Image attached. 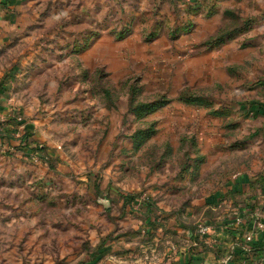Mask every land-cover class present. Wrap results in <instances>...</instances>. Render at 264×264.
<instances>
[{"label":"rangeland","instance_id":"rangeland-1","mask_svg":"<svg viewBox=\"0 0 264 264\" xmlns=\"http://www.w3.org/2000/svg\"><path fill=\"white\" fill-rule=\"evenodd\" d=\"M49 1L30 0L19 21L34 23V28L24 30L28 36L33 33V37L49 39L41 46L47 52L46 58L59 52L60 39L71 36L77 40L70 49L64 46L65 55L72 54L56 69L64 74L62 83L69 76V65L76 83L72 85L84 88L85 94L82 91L79 94L80 104L69 116L72 124L82 126L81 138L75 137L76 142L71 145L72 138L68 137L67 145L56 147L60 154L51 155L45 144H33L25 114L16 108L13 97H8V113L0 117V138L3 139L5 129L11 134L20 129L30 136L27 141L22 137L3 139L9 149L0 153L16 154L22 150L31 161L55 171L64 166V170H71L75 189L84 187L92 198L95 193L103 194L99 198L104 204L103 211L95 202L80 209L77 202L70 205L75 211L73 218L79 219V214L84 217V223L79 225L77 220L72 223L77 232L73 247L79 248L81 243L82 251V258L77 257L81 260L72 263L83 264L87 256L88 260L102 259L100 264H184L181 254L191 251V245L196 248V255L212 249L214 236L224 225V221H218L223 209L209 210L195 202L214 193L218 182L205 178L203 184L197 179L183 190L176 185L185 179L182 174L189 172L192 157L200 156L205 148L203 140L210 136L209 123L215 120V112L222 113L224 106L237 104L247 96L242 94L246 68H238L240 56L235 57L237 43L214 49L210 45L225 30L237 27L243 18L256 15L251 7L257 3L236 0L224 4L230 6L231 16L214 15L215 18L209 19L202 18L206 15L203 13L201 18L193 19L178 14L165 25L154 23L155 18L146 21L149 16L144 14L140 26L132 32L133 29L125 28L124 22L132 20L134 14H127L122 7L130 1L121 0L116 27L105 24L99 31L104 33L103 37L86 45L80 44L78 38L85 27H95L96 21L90 22L89 18H103L104 12L99 9L102 13L80 16L75 11L82 1L100 0H67L68 8L64 3L54 5ZM261 5L264 2L258 6ZM64 9H70L71 13H65ZM101 21L98 22L103 25ZM185 23L196 26L187 32H174L178 24ZM96 32L87 31L93 36ZM7 33L16 37L14 32ZM23 48L19 42H12L1 55L0 67L5 70L1 83L7 84L11 69L21 60ZM47 97L49 103L57 99ZM216 117L219 118L215 120L216 132L223 134L219 125L224 124V117ZM32 151L40 153L38 160L33 158ZM94 184L105 187L102 192L101 187L94 191ZM120 220L125 221V226L117 224ZM202 225L209 226L211 232L202 234L199 231ZM191 263L186 260V264Z\"/></svg>","mask_w":264,"mask_h":264},{"label":"crops","instance_id":"crops-1","mask_svg":"<svg viewBox=\"0 0 264 264\" xmlns=\"http://www.w3.org/2000/svg\"><path fill=\"white\" fill-rule=\"evenodd\" d=\"M51 1L54 5L57 2L64 3L68 8L67 0L49 2ZM129 1L128 5L124 3L122 7L127 14H134L132 20L124 22L125 28L133 29L132 32L140 26L144 14L149 16H146V21L155 18L154 23L159 25H165L168 20L173 21L178 14L193 19L201 18L203 15L202 13L194 15L188 9L180 12L178 3L182 0ZM233 1L236 0L219 1L216 5L217 14L204 15L202 18L212 19L215 18L214 15L231 16V12L228 11L230 6L224 4ZM255 2L257 4L251 8L256 15L243 18L237 27L225 30L215 37V41L210 45L214 49L237 43L238 52L235 57L240 56L237 60L240 61L238 68H246L242 94L245 93L247 96L237 104L224 106L222 113L215 112L216 121H219L216 115L224 117V124L219 125L224 133L216 132L215 120L209 123L210 136L203 140L205 148L201 150L200 156L192 157L189 172H184L182 176L185 179L176 185L178 189L183 190L188 188L187 184L194 183L197 179H201L203 184L202 179L205 178L208 182H218L214 193L196 200L195 204L214 211L221 207L220 210L223 209L222 214H218V221H224V225L222 231L214 236L216 242L213 248L204 253L198 252L196 255L194 254L196 248L191 245L194 243L192 241L191 251L181 254L180 260L184 264L187 259L192 262L191 264H264V229L260 230L258 236L251 242L244 241L245 234L254 230L252 215L255 210L262 209L261 220L264 223V5L258 6L264 0ZM120 3L121 0L81 2L80 9L75 11L78 12L77 15L102 11L104 15L103 18L95 20L89 18L90 22L96 21V25L85 27V32L82 31L78 38L80 44L85 42L86 45H90L99 37L102 38L104 33L99 31L103 30L105 24L113 29L116 27L117 23L114 22L120 15ZM29 4L30 0H0V57L12 42H19V46L24 47L21 51V60L11 69L7 84L1 83L5 77V70L0 67V117L3 118V115L8 113L10 106L8 97H13L16 108L27 118L24 120L29 125L33 144H45L51 155H59L57 146L67 145L65 140L69 138H72L69 142L74 145L75 140L81 138L82 126L72 124L69 116L74 114L75 106L80 104L79 94L81 91L85 94L84 88L72 85L76 83L72 80L75 77L69 65L67 66L69 76L67 81L62 83L61 78L64 74L56 69L62 61L67 62L72 54L65 55L64 46L67 45L70 49L77 44V40H73L71 36L60 39L59 52L46 58L47 52L41 46L49 39L33 37V33L28 36L24 30L31 26L34 28V23L19 21L21 11ZM64 12L70 14L71 10L64 9ZM100 19L103 25L98 22ZM195 26L196 23H192V27ZM90 29L98 31L97 34L93 36L87 33ZM7 31L14 32L16 37L9 36ZM17 34L20 37H17ZM132 35L130 32L129 36ZM220 36H223V39L220 40ZM50 62L53 65H50ZM63 69L66 71L65 66ZM48 95L57 97L55 103L54 101L49 103L45 99ZM47 111L50 112L47 114ZM88 121L86 118V124ZM63 167L55 171V168L52 169L48 165L31 161L28 153L22 150L16 154L0 153V264H61V262L74 264L72 263L74 260L76 262L81 260L82 251L79 250L81 243L78 244L79 248L73 247V239L77 232L72 223L77 220L80 225L84 223V217L79 214V219L73 218L75 211L70 205L77 202L80 209L95 202L99 207L102 206L103 211L104 204L99 202L103 194L96 196L98 193H95L92 198L89 197L91 193L88 194L84 187L75 189L71 180V170H64ZM96 187H101L102 192L105 185ZM96 187L94 184L92 187L94 191ZM246 211L248 214L243 224L238 228L234 227L232 224L236 216ZM117 224L123 227L125 221L120 220ZM244 245L249 249L246 250ZM86 257L83 264L103 262L102 259L95 261ZM222 258L226 259L221 261Z\"/></svg>","mask_w":264,"mask_h":264},{"label":"built area","instance_id":"built-area-1","mask_svg":"<svg viewBox=\"0 0 264 264\" xmlns=\"http://www.w3.org/2000/svg\"><path fill=\"white\" fill-rule=\"evenodd\" d=\"M221 0H211V5H213L214 3H218ZM195 3V0H182V2L178 3V9L179 10H183V9H188L189 7L193 6V4ZM23 134L20 131V129H16V131H14V133H12L13 138L15 137V139H18L19 137H21ZM4 139V138H3ZM0 138V151L3 152L5 151L8 147H7V143L5 142V140H3ZM9 149V148H8ZM34 153H32V156L35 160H38V158H40V153L38 151H32ZM262 209H257L255 210L254 214L252 215L253 219H254V230L253 231H248V233L245 234V242H251L256 236H258L259 231L264 229V223L261 220V215H262ZM244 214V215H243ZM241 215H237L235 221L233 222V226L234 227H239L243 224L245 217L247 216V211L245 213H243ZM199 231L202 234H206V233H210L211 229L209 226H205L202 225L199 229ZM245 249L248 250V246L244 245Z\"/></svg>","mask_w":264,"mask_h":264},{"label":"trees","instance_id":"trees-1","mask_svg":"<svg viewBox=\"0 0 264 264\" xmlns=\"http://www.w3.org/2000/svg\"><path fill=\"white\" fill-rule=\"evenodd\" d=\"M204 1V2H203ZM217 3H214L213 5H211V0H195V3L193 4V6L189 7L188 10L189 12L193 13L194 15L195 14H206L207 16L208 15H212L214 13L217 12ZM192 28V23H185V24H182V25H178V27H176V29L174 30V32L176 31L177 33L178 32H187L188 30H190ZM219 39H223V36H220ZM9 123V122H8ZM11 124V123H9ZM12 125V124H11ZM30 136V133L29 132H26L25 134H23L21 137H22V140L23 141H27L28 140V137ZM2 137L4 139H12L13 136L11 134V132L7 129H5L3 132H2ZM28 143H26L27 145Z\"/></svg>","mask_w":264,"mask_h":264}]
</instances>
